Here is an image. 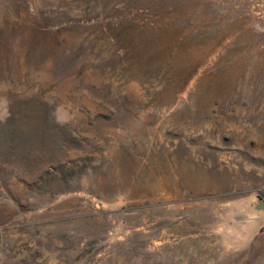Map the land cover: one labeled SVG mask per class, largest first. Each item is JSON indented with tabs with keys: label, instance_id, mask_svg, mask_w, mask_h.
I'll return each instance as SVG.
<instances>
[{
	"label": "rangeland",
	"instance_id": "rangeland-1",
	"mask_svg": "<svg viewBox=\"0 0 264 264\" xmlns=\"http://www.w3.org/2000/svg\"><path fill=\"white\" fill-rule=\"evenodd\" d=\"M4 162L0 264H264V0H0Z\"/></svg>",
	"mask_w": 264,
	"mask_h": 264
},
{
	"label": "trees",
	"instance_id": "trees-1",
	"mask_svg": "<svg viewBox=\"0 0 264 264\" xmlns=\"http://www.w3.org/2000/svg\"><path fill=\"white\" fill-rule=\"evenodd\" d=\"M10 77H13V74H10ZM7 145H19V141L18 138L14 137V136H7L5 137V142ZM5 144V145H6ZM10 164L7 162L2 163V165H0V168L2 169V171H4L6 168H9ZM0 188H4L3 186Z\"/></svg>",
	"mask_w": 264,
	"mask_h": 264
}]
</instances>
